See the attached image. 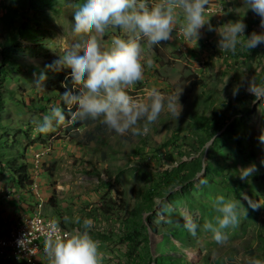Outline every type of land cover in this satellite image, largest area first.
Here are the masks:
<instances>
[{
  "label": "rangeland",
  "instance_id": "374dc122",
  "mask_svg": "<svg viewBox=\"0 0 264 264\" xmlns=\"http://www.w3.org/2000/svg\"><path fill=\"white\" fill-rule=\"evenodd\" d=\"M68 3L0 0V166L26 177L21 188L36 198V214L47 217L43 208L48 202L57 212L50 209L49 215L67 231L77 227L72 222L76 216L81 222L94 220L90 234L100 242L103 264L264 261V141L260 139L264 98L254 102L246 91L252 80L254 86L264 85V45L250 52L238 46L235 54L218 47L219 32L231 17L247 25L246 38L264 32L261 18L247 9L244 0H210L223 8L208 14L218 31L202 28L197 43L187 40L185 48L176 31L170 41L150 50L142 40L154 65L145 67L144 80L129 94L143 100L152 87L165 95L182 88L181 112L175 118L165 108L147 133L121 135L101 123L102 118L70 123L68 106H63L57 89L70 70L45 67L82 38L73 32ZM114 35L123 33L110 28L101 40L110 42ZM201 58L206 59L205 66L199 63ZM41 72L47 79L37 85L34 73ZM238 85L239 93L233 96ZM228 101L237 108L227 114L235 120V133L210 138L200 124ZM54 105L64 111L65 120L53 121L49 132L39 133L37 124ZM77 110L71 106V111ZM199 158L202 167L195 162ZM251 164L258 171L240 180V169ZM167 171L173 176L169 181ZM218 195L241 202L239 223L226 230L228 239L222 244L203 228L220 215L213 206ZM249 199L261 206L252 209ZM186 215L199 225L195 237L184 227ZM8 220L12 225L17 222L10 227H18L15 217ZM132 220L142 225L135 243L127 237Z\"/></svg>",
  "mask_w": 264,
  "mask_h": 264
},
{
  "label": "clouds",
  "instance_id": "9594fccd",
  "mask_svg": "<svg viewBox=\"0 0 264 264\" xmlns=\"http://www.w3.org/2000/svg\"><path fill=\"white\" fill-rule=\"evenodd\" d=\"M209 4L210 0H69L67 7L73 10V32L82 38L66 46L64 54L45 67L53 71L70 70L61 82L65 89L61 100L68 106L70 123L102 118L101 123L118 134L130 131L133 135H141L149 131L165 108L178 118L182 88L165 95L152 87L143 100L129 94L130 89L144 80L145 67L154 65L141 41H146L150 50L170 41L173 32L179 29L185 40L197 43L205 25L209 31H218L210 23ZM244 4L261 18L264 28V0H244ZM110 28L120 29L123 35H114L110 42L104 43L101 37ZM246 28L242 19L228 23L223 32H219L218 47L235 54L238 46L250 52L264 45V32H253L246 38ZM34 77L37 85L47 79L44 72L34 73ZM239 89V85L234 87L233 96ZM246 91L254 96V102L264 98V85L254 86L253 80ZM72 105L78 110L71 111ZM64 120V111L54 105L37 124L36 130L47 133L52 129L53 121L62 123ZM260 139L264 141V136ZM257 171L255 164L241 168L239 179L248 180ZM239 204L240 201L226 199L224 195L215 198L213 206L220 215L215 217V223L206 221L203 228L212 233L216 243H224L228 239L226 230L239 223ZM248 204L254 210L261 206L251 199ZM72 222L77 227L63 232L58 222L55 223L46 237L44 251L51 264H103L105 257L100 251V242L90 234L94 220L84 218L81 222L76 216ZM184 227L195 237L199 225L186 215ZM29 243L26 236L18 240L22 248H27ZM250 264H264V261L253 259Z\"/></svg>",
  "mask_w": 264,
  "mask_h": 264
},
{
  "label": "built area",
  "instance_id": "2783aa9c",
  "mask_svg": "<svg viewBox=\"0 0 264 264\" xmlns=\"http://www.w3.org/2000/svg\"><path fill=\"white\" fill-rule=\"evenodd\" d=\"M220 9H223L222 6L210 3L207 14H212L215 11L218 12ZM176 33L181 47L185 48L187 40H185L179 29H177ZM36 207L35 205L30 216H24L23 220L18 221V227L0 230V248L6 249L8 264L9 262L19 264H51L49 257L44 251V241L52 231L51 222L47 217H41L36 214ZM63 226L64 231H66V226ZM25 236L31 243L27 245V248H22L18 245V240L23 239Z\"/></svg>",
  "mask_w": 264,
  "mask_h": 264
},
{
  "label": "crops",
  "instance_id": "0c3cea01",
  "mask_svg": "<svg viewBox=\"0 0 264 264\" xmlns=\"http://www.w3.org/2000/svg\"><path fill=\"white\" fill-rule=\"evenodd\" d=\"M236 19L237 17L235 16L234 18L233 16L229 20L236 21ZM229 20L228 23L231 22ZM210 23L213 25L211 19ZM204 29H208V25H205ZM21 187L19 178L13 170L10 168L3 169L0 166V230H6L17 223L14 222L15 224L12 225L8 220L9 218L15 217V221H18L21 216L29 214L34 210L33 208L37 202L36 198L31 197ZM45 209L47 214H49L48 210L50 209L55 212L48 202H46Z\"/></svg>",
  "mask_w": 264,
  "mask_h": 264
},
{
  "label": "trees",
  "instance_id": "16d2710c",
  "mask_svg": "<svg viewBox=\"0 0 264 264\" xmlns=\"http://www.w3.org/2000/svg\"><path fill=\"white\" fill-rule=\"evenodd\" d=\"M66 75H67L66 73L60 74V76H62V77L63 76L65 77ZM57 89L60 92V95H61V93H63L65 91V89L62 86H58ZM62 103H63V106L67 107V105L64 104L63 101H62ZM233 109H237V108H236L235 104H233V102H231V101L224 102L221 106H217L213 110L212 117L207 118L205 121H203L200 124V128L206 129L209 137L210 138L214 137L215 140L222 135L229 134V133H235L234 132L235 131V120L230 121V119L227 118V114H229ZM70 116H71V114L68 115V118H67L68 121L70 120ZM99 125H97V126H99ZM87 131L90 135L92 134V131H90V130H86V132H85L86 134H88ZM195 162H196V164H198L201 167L204 166V161L202 158L197 159ZM190 165H193V164H190ZM210 170H211V166H210V164H208L206 166V171L209 172ZM15 174L19 178L20 185L24 186L23 183L25 182L26 177H24L23 175L22 176L19 175V174H22V172H18ZM165 174H166L165 179H167L168 181L173 179L172 178L173 176L171 177L170 172L167 171ZM175 177H177V176H175ZM153 191H157V190H153ZM43 213L46 216L53 217V216L47 214L45 207L43 208ZM54 213L57 214L56 211ZM130 226H131V229H130V232L127 235V237L132 243H135L137 238H139L141 236L140 228L142 227V225L139 222H137L136 220H132L130 223ZM139 257H141V255ZM135 264H139V263L135 261Z\"/></svg>",
  "mask_w": 264,
  "mask_h": 264
},
{
  "label": "bare ground",
  "instance_id": "6f19581e",
  "mask_svg": "<svg viewBox=\"0 0 264 264\" xmlns=\"http://www.w3.org/2000/svg\"><path fill=\"white\" fill-rule=\"evenodd\" d=\"M221 1V0H220ZM225 8V7H224ZM222 10L223 9H220L218 12H222ZM224 10H226V9H224ZM207 12H209V6H208V9H207ZM224 14V13H223ZM213 15V14H212ZM217 16V15H216ZM202 59V58H201ZM193 60V59H192ZM201 61V63H202V65L203 66H205V64H206V59H202V60H200ZM41 154L40 153H38L37 152V158H39V156H40ZM41 163V162H40ZM40 163H39V165H40ZM39 170H40V168H39ZM40 172H42V171H40ZM33 176V175H32ZM34 180V179H33ZM35 182V181H34ZM47 218H48V220L51 222V227L53 228V225L55 224V223H57L58 221L57 220H55L54 218H51V217H48L47 216ZM58 226H59V229L61 230V232H63L64 231V226H62L59 222H58ZM67 231V230H66ZM0 262H8V259H7V251H6V249H3V248H0Z\"/></svg>",
  "mask_w": 264,
  "mask_h": 264
}]
</instances>
